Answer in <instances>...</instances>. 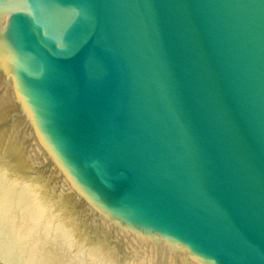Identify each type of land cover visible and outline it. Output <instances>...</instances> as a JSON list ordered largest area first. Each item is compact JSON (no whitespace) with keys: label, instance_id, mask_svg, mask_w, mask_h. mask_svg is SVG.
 Wrapping results in <instances>:
<instances>
[{"label":"water","instance_id":"1","mask_svg":"<svg viewBox=\"0 0 264 264\" xmlns=\"http://www.w3.org/2000/svg\"><path fill=\"white\" fill-rule=\"evenodd\" d=\"M0 264H264V0H0Z\"/></svg>","mask_w":264,"mask_h":264}]
</instances>
